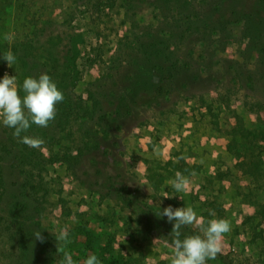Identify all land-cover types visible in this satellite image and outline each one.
Returning <instances> with one entry per match:
<instances>
[{
    "label": "rangeland",
    "instance_id": "rangeland-1",
    "mask_svg": "<svg viewBox=\"0 0 264 264\" xmlns=\"http://www.w3.org/2000/svg\"><path fill=\"white\" fill-rule=\"evenodd\" d=\"M213 2L188 0L177 15L159 8L157 0H136L132 8L128 0H0V79L5 73L15 75L21 97L23 80L41 73H47L70 101L91 105V92L99 102L94 119L77 113L71 134L98 137L102 133L96 117L113 112L132 75L142 76L145 67L159 60L144 56L139 44L167 41L173 44L167 51L171 56L190 60L204 76L217 78L221 66L229 64L254 68L255 53L247 51L239 29L226 42L209 39L203 49L189 39L179 46L177 37L171 36L177 26H184V14L199 15ZM5 35L13 38L6 40ZM8 51L16 57L12 67L2 57ZM201 53L204 62L198 57ZM197 84H204V79L191 86L195 88L191 96L174 95L163 105L114 120L109 137L102 139L104 146L136 176L146 194H157L155 202L164 203L162 197L168 195L179 207H192L206 223L229 220L231 231L224 235L221 252L235 264H264V222L257 215L264 186L258 187L251 174L236 168L228 150L235 116L251 128L255 115L238 84H228V94L214 84L211 88ZM56 118L46 128L33 124L22 134L42 138L39 148L22 143L14 129L0 122V264H60L63 252L57 247L62 242L55 236L62 229L69 240L64 251L75 264H83L90 254L101 262L172 264L171 246L146 233L130 210L120 209L73 176L64 159L70 137L56 126ZM236 149L246 151L240 144ZM144 159L152 163L145 164ZM168 160L197 166L183 174L189 181L185 191L171 187L156 192L151 187L149 177L155 171L165 174L158 164L165 166ZM86 177L81 175L85 181ZM170 181L159 184L171 186ZM210 200L217 202V210L208 205ZM9 228L12 238L7 237ZM36 230L45 237L44 243L35 239ZM44 249L47 261L42 260ZM206 264L222 263L213 259Z\"/></svg>",
    "mask_w": 264,
    "mask_h": 264
},
{
    "label": "trees",
    "instance_id": "trees-1",
    "mask_svg": "<svg viewBox=\"0 0 264 264\" xmlns=\"http://www.w3.org/2000/svg\"><path fill=\"white\" fill-rule=\"evenodd\" d=\"M153 1L155 3V0ZM187 1L157 0L156 5L179 15L183 13L182 6ZM128 2V7L132 8L136 0H128ZM184 19L186 20L184 26L179 25L170 33L172 37H177L179 46L184 40L189 39L194 47L200 45L203 49L209 39L226 42L231 39L232 31L239 29L240 34L247 40V51L251 54L255 53L254 68H237L229 64L221 66L217 78L215 74L211 76L209 73L204 76L203 72L194 69L195 64H192L190 60L171 56V52H167L173 44L165 41L163 45L162 41L160 43L158 40H153L151 44L143 43L138 47L142 48L144 56H148L149 59L158 57L159 60H156L151 68L145 67L146 71L142 76L132 75L130 86L122 94V100L113 112L96 117V125L100 128L99 133H102L98 137L89 134L88 138L72 137L71 134L77 113L82 111L81 115L84 118L94 119L99 102L91 92H88V98L92 100L91 105L84 104L81 100L70 101L65 96L64 100L56 105V126L66 131L67 137H70V143L65 147L64 159L73 176L84 183L88 189L112 199L120 209L130 210L135 221L146 233L171 247L174 239L171 233L174 221L169 222L167 217L156 214L169 205L179 208L178 202L167 197H162L164 203L155 202L157 194H146L136 176L129 174L123 162L107 146H104L102 139L109 137V129L114 120L124 119L135 110L163 105L174 95V97L191 96L195 91V88L191 86L201 83L203 79L204 84L197 85L211 88L210 86L214 84L215 87L224 88L227 94L230 90L228 84L231 86L236 83L242 90L244 102L248 110L255 115V119L254 126L249 128L245 126L241 117L235 116L228 131L232 139L228 150L234 155L236 168L251 174L258 187L264 186V0H214L213 6L201 10L199 15L184 14ZM201 55L203 54H199L198 57L204 62ZM50 58L56 61L54 56ZM190 70L191 73H189ZM197 88L200 89V87ZM205 91L209 90L205 89ZM201 92L204 91L201 90ZM238 144L244 145L246 151L237 150ZM142 162L152 163L145 159ZM158 165L165 169V174L155 171L149 177L152 181L151 187L156 192H166L171 188L170 185H161L159 182H164L167 178L173 180L177 173H188L197 167L195 165L188 167L173 160L165 162V166ZM146 169L151 168L146 166ZM81 175L87 176L88 180H83ZM208 205L212 209H218V204L214 200H210ZM257 215L264 222V203L259 204ZM8 230L7 237L12 238L13 233L10 228ZM197 232L198 230L191 225L184 226L181 229V239ZM48 255L49 253L44 249L42 260L47 261ZM215 259L222 264H235L223 252L219 253ZM101 264H118V260L104 259Z\"/></svg>",
    "mask_w": 264,
    "mask_h": 264
},
{
    "label": "clouds",
    "instance_id": "clouds-1",
    "mask_svg": "<svg viewBox=\"0 0 264 264\" xmlns=\"http://www.w3.org/2000/svg\"><path fill=\"white\" fill-rule=\"evenodd\" d=\"M4 38L11 40L13 37L5 35ZM2 57L9 67L16 63V57L11 51ZM22 90L23 97L19 94L20 86L15 75L5 73L0 79V122L14 129L13 135L22 143L39 148L44 143L42 138L22 134L27 133L33 124L48 127L49 122L55 119L56 105L64 100V95L47 73H41L38 78L26 77ZM170 184L176 192H182L186 190L189 181L183 174L177 173ZM164 197L171 198L168 195ZM156 215L167 217L169 222L174 221L171 230L174 237L172 264H206L207 260L215 259L222 251L224 235L231 231L230 221L226 218H214L206 223L203 218H198L190 206L173 208L169 205ZM190 225L198 229L197 234L186 235L181 239V229ZM34 237L40 243L45 241L40 230L34 232ZM55 238L56 242H62L57 247V251L63 252L60 264H75L71 254L64 251V245L69 242L68 231L62 229ZM83 264H101V261L96 254H90Z\"/></svg>",
    "mask_w": 264,
    "mask_h": 264
}]
</instances>
